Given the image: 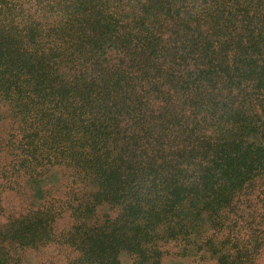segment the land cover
Wrapping results in <instances>:
<instances>
[{
  "label": "trees",
  "instance_id": "16d2710c",
  "mask_svg": "<svg viewBox=\"0 0 264 264\" xmlns=\"http://www.w3.org/2000/svg\"><path fill=\"white\" fill-rule=\"evenodd\" d=\"M0 124L8 260L263 264L264 0H0Z\"/></svg>",
  "mask_w": 264,
  "mask_h": 264
},
{
  "label": "rangeland",
  "instance_id": "374dc122",
  "mask_svg": "<svg viewBox=\"0 0 264 264\" xmlns=\"http://www.w3.org/2000/svg\"><path fill=\"white\" fill-rule=\"evenodd\" d=\"M3 125L0 124V135H3ZM59 169L54 171L53 176L58 178L61 176L59 174ZM53 184L56 181L55 179L52 180ZM51 183L49 182L48 186ZM32 193L23 194L19 192H7L3 194V198L0 201V224L1 222H7L10 216H15L16 214L24 211L26 208L32 205H39L40 198L34 197ZM261 213V212H260ZM257 220L254 222L256 226L261 221L259 214L256 215ZM235 220V219H234ZM67 224V222H65ZM61 228H64L63 224L61 223ZM4 232V233H3ZM13 230L10 227H1L0 226V264H66V255L69 253L65 247L53 244L47 247H42L39 249H31L28 248L26 250H14L12 252L13 259L10 258L8 260L7 251L2 249L7 245L8 239L12 236ZM263 237V235H262ZM16 257V258H14ZM20 258V259H19ZM261 262L264 264V247L261 250ZM121 264H132V259L127 256H122ZM167 264H215L214 261L207 260L206 262L203 261H195L193 258L183 259L176 256H171L167 259Z\"/></svg>",
  "mask_w": 264,
  "mask_h": 264
}]
</instances>
